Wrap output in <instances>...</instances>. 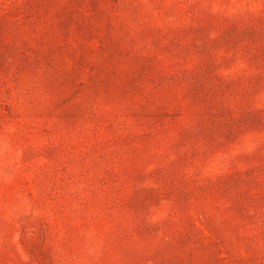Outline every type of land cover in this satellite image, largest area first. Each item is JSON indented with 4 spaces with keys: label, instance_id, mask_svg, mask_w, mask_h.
Returning <instances> with one entry per match:
<instances>
[{
    "label": "rangeland",
    "instance_id": "374dc122",
    "mask_svg": "<svg viewBox=\"0 0 264 264\" xmlns=\"http://www.w3.org/2000/svg\"><path fill=\"white\" fill-rule=\"evenodd\" d=\"M0 264H264V0H0Z\"/></svg>",
    "mask_w": 264,
    "mask_h": 264
}]
</instances>
